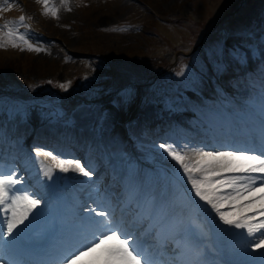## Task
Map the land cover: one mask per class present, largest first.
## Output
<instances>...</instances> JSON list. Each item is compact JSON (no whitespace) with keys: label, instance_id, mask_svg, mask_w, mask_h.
<instances>
[{"label":"rangeland","instance_id":"rangeland-1","mask_svg":"<svg viewBox=\"0 0 264 264\" xmlns=\"http://www.w3.org/2000/svg\"><path fill=\"white\" fill-rule=\"evenodd\" d=\"M237 1L240 0H108L104 2L89 0L87 5L74 9L69 7L70 4H65L63 0H49V5L58 10L57 15L53 16L50 12L45 11L41 0H13L12 3H6L5 8L9 9L10 5L21 3L19 11L27 12L35 27L39 26L68 50L80 54H75L76 57H73L71 54L54 53V48L52 46L48 48L43 41L37 48L51 53H37L34 49L30 50L24 42L14 49L12 48L13 43L7 39L8 44L0 47V83L12 87L13 85H10L8 81L10 77H14L20 82L19 85H24L19 77L20 74L22 78L29 79L35 84L38 80L53 77V85L57 88L62 86L60 83H63L64 79L69 80L72 75H80L85 91L77 98H73L76 102H69L70 107L65 106L63 112L69 114L68 116L72 119L76 118L75 124H78L79 121L81 125L92 128L97 127L98 119L99 124L104 128V124L109 127L112 120L123 119L122 113H130L129 116L132 117V120L129 122H133L136 126L134 131L132 127V138L130 136L127 138L126 147L130 153L126 149L117 151L116 163L118 165L126 163L129 156L150 159L161 153L162 150L158 148L157 141L142 136L143 134L140 132V128L143 126L141 122L146 117L150 118L154 113H157L158 108L163 109L164 107L162 112L165 114L171 112L173 114L170 116L171 118L176 117L179 121L185 119V121L191 122V117H187L186 114L188 111L194 112L197 109L196 116L192 115V117H195L197 123H202V117L208 116V114L213 116L214 112L206 108L208 102L200 99L195 93L192 94L189 89L198 88L202 90V94L210 95L209 88L212 87L210 82L220 76L218 73L220 60H225L224 57L220 58L219 56L223 53H231L236 48L248 52L245 62L247 64L241 65V57L236 53L234 57L235 60L238 59L231 62L233 69L230 73L225 74L226 76L232 74L233 79L236 80L240 75L242 82L246 81V71L255 73L256 67L264 58L263 41L252 38L253 35H258L259 30L257 29L264 28V0H245L244 2H250L248 7V3H246L239 12L236 13V10L231 12L235 14L231 19L235 27L234 32L228 33L214 23L204 33L203 36L205 34L208 36L202 41L194 56L189 60L182 57L183 53H191L193 35L198 32L200 25L202 26L209 18H214L217 12L222 14L230 2L233 5ZM42 16L45 18H41ZM125 18L141 20L142 24L139 27L128 25L125 28L117 25V32H115L116 21ZM215 25L217 26L213 29ZM44 40L56 48L55 41L48 37H44ZM258 45L260 46L255 48L257 49L256 53L252 52V49ZM195 47L193 46V48ZM79 55L83 56L79 57ZM148 56L162 59V65L168 63L162 66V72L152 80L154 85L150 87V91L155 97L148 96L150 99L141 104H137L136 97L135 99L133 97L132 100L122 103V108L117 113L107 112L105 116H100L99 103L91 101L94 91L97 92L104 80L112 78L110 84L122 85L123 92L131 94L132 90L133 92L135 90L132 80L135 76L134 69H139L137 60H147ZM109 72L111 76H109ZM48 82L49 80L45 83L47 87ZM25 87L28 88V86ZM148 87L145 84L143 86L145 89ZM112 89L114 87L110 91ZM177 90L185 93L187 97L181 96ZM138 91L140 94L143 93V91ZM223 91L226 94L233 93L226 88ZM253 94H257L256 91ZM165 97H169V100ZM246 98H253L254 101L246 103L243 101L244 105L253 109L260 116L263 109V105L261 106L259 103L261 99L255 95L246 96ZM151 100L154 102L151 103ZM195 101L197 102L196 109ZM169 104L177 106L166 111L170 108ZM178 108L181 110L177 112ZM33 111L37 112V110ZM246 111L248 112V110ZM2 121L7 123L9 119L1 114L0 125ZM129 122L127 127H130ZM161 135L166 136L164 133ZM132 139L139 143H133ZM45 171L47 168L42 167L41 173ZM53 182L57 189L56 193L50 192L48 183L44 199H48L50 195L54 194V197L58 198L67 183L62 176L53 179ZM256 206L259 207V200H257ZM198 217L199 230L211 236L212 247L221 249L223 243L230 242L226 238L229 234L226 230L228 228L235 230L236 237L233 240L235 245H229L226 251L232 256L239 253L236 243L246 237L243 230L224 225L219 220L218 214L206 204L202 206L201 210H198ZM228 258L231 259V257Z\"/></svg>","mask_w":264,"mask_h":264},{"label":"snow or ice","instance_id":"snow-or-ice-1","mask_svg":"<svg viewBox=\"0 0 264 264\" xmlns=\"http://www.w3.org/2000/svg\"><path fill=\"white\" fill-rule=\"evenodd\" d=\"M45 11L57 15V9L49 5V0H41ZM67 4L68 0H63ZM70 10V9H69ZM23 22L25 18H19ZM3 26H0L2 28ZM11 29L7 32L9 38H14ZM19 40L26 43L32 50L34 46L28 42L24 34ZM5 44L0 39V47ZM13 47L16 44L13 42ZM41 51L40 48H35ZM251 147L234 151H203L197 152V159L187 158L185 150L175 144L161 143L158 148L167 157L175 161L191 184L195 197L203 201L211 210L218 214L224 225L243 230L247 239L242 241L245 255L251 256L249 264H264V134L259 142L252 138ZM37 158L43 153L57 160L53 152H44L37 148ZM44 175L52 177L53 169L45 165ZM56 168L62 173L70 170L91 177L92 171L80 160H58ZM259 181V184H257ZM22 178L15 171L0 170V212L5 213L3 224L0 225V251L12 247L19 242L20 235L30 223V217L39 211L42 200L35 193L21 191L18 185ZM262 195L257 198L255 192ZM247 201L244 203V201ZM259 200V207L256 202ZM99 207H108L104 202ZM225 209V210H222ZM4 237L8 239L5 240ZM123 237V239H121ZM62 242L50 250V259L43 264H156L136 244V237L124 230L123 222L118 220L113 210L97 211L88 209L87 215L79 221L74 229L61 238ZM117 240L118 244L107 242ZM252 249L249 253L247 250ZM98 250L102 255H96ZM0 264L3 258L0 257ZM8 264H16L9 261ZM175 264V262H174ZM179 264H206L194 255L193 258L180 261Z\"/></svg>","mask_w":264,"mask_h":264},{"label":"bare ground","instance_id":"bare-ground-1","mask_svg":"<svg viewBox=\"0 0 264 264\" xmlns=\"http://www.w3.org/2000/svg\"><path fill=\"white\" fill-rule=\"evenodd\" d=\"M241 237V236H240Z\"/></svg>","mask_w":264,"mask_h":264}]
</instances>
